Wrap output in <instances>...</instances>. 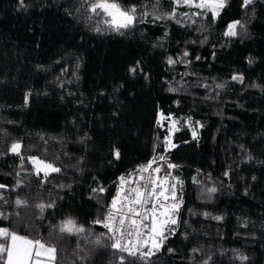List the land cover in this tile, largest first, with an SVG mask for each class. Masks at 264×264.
Returning a JSON list of instances; mask_svg holds the SVG:
<instances>
[{
	"label": "trees",
	"instance_id": "obj_1",
	"mask_svg": "<svg viewBox=\"0 0 264 264\" xmlns=\"http://www.w3.org/2000/svg\"><path fill=\"white\" fill-rule=\"evenodd\" d=\"M120 2L150 15L122 33H97L81 0H24L25 8L0 0V227L56 246L58 264H120L121 256L124 264H264V0L247 8L229 0L215 20L156 21L153 5L166 14L171 0ZM236 20L246 28L225 37ZM172 120L177 147L165 153ZM15 142L20 155L9 151ZM161 154L157 175L182 182L180 208L174 232L143 261L111 249L93 221L121 175ZM30 156L61 171L35 174ZM99 187L106 191L92 192ZM18 197L28 205L18 208ZM69 217L83 234L59 232Z\"/></svg>",
	"mask_w": 264,
	"mask_h": 264
},
{
	"label": "snow or ice",
	"instance_id": "obj_2",
	"mask_svg": "<svg viewBox=\"0 0 264 264\" xmlns=\"http://www.w3.org/2000/svg\"><path fill=\"white\" fill-rule=\"evenodd\" d=\"M229 0H171L174 5L172 11L162 15H155L156 6L153 5V20L160 19H175L177 15L183 16L185 19H190L193 16H201L211 14L215 20L227 7ZM159 3V0H156ZM254 0H243L242 8H247L252 5ZM181 6L195 8L197 11L192 13L183 12L178 13L177 9ZM19 7L25 8L24 0H19ZM81 7L87 13L88 20H96L97 26L95 32L101 33L103 30L122 33V30L131 28L138 20H143L150 15L149 12H138L135 5L126 7L122 5L120 0H81ZM77 11H80L78 8ZM179 23V21H177ZM246 25L240 20L233 21L227 25V30L224 32L225 37H237L241 34L238 29H245ZM167 35V33L165 34ZM203 43V41H201ZM185 51L183 56H187ZM199 59V57H197ZM177 61L171 57L168 58L169 64H174ZM252 63V59L248 61ZM139 68V62L136 66L129 69L130 73H135ZM232 80H239L243 82V77L234 75ZM217 87H224V85H217ZM169 91H176L170 88ZM28 103V94L25 95V105ZM165 119L162 113L158 114L157 123ZM171 119V117H167ZM179 122L172 120L169 135L164 137V152L167 153L171 149L176 148L177 145L172 142L171 134L179 131L177 124ZM191 126V121H186ZM199 123V122H197ZM193 139L197 138L195 130L192 131ZM22 145L20 143H13L9 151L13 154L20 155ZM155 151V146H154ZM113 155L116 159L120 158L118 149L114 150ZM23 157L21 162L23 163ZM34 166L36 173H43L45 177L49 173H58L60 168L53 163L41 160L36 156L27 158ZM166 155L161 154L158 157L153 156L145 165H139L133 172L126 176L121 175L117 184V192L113 196L110 205L108 206L106 214L102 218L93 221L94 224L102 225L107 231L101 233V236L108 238L111 249L128 253L131 257H138L143 261H150L157 252L160 251L165 241L168 239V234L174 232L172 226L177 224L174 218L178 213L180 204L177 202L180 198L177 197V184L182 183L178 179L171 177V172L166 176L160 177V167H154L157 161H165ZM168 169L177 167L171 163L167 165ZM147 174V175H145ZM227 176L228 173L226 172ZM175 182H170V178ZM17 181V186H19ZM6 187L0 185V188ZM106 189L104 187L92 189L93 193H103ZM209 192H215L216 188L208 189ZM2 199V197H0ZM15 204L18 208L26 207L28 201L26 199L17 198ZM53 205L37 204L36 207L41 211L45 207H52ZM19 215V213H17ZM4 213L0 212V217ZM7 218V217H4ZM219 220L221 217H215ZM60 233L67 234H83L85 228L79 225L74 218H66L61 221L59 225ZM166 232L168 234H166ZM97 245L102 243L100 237L95 240ZM171 252L172 249H169ZM58 249L56 246L46 243L41 239H32L26 235H20L13 229L0 227V264H58L57 261ZM246 260L247 257H240ZM125 258L120 257V264H124ZM131 264V262H130ZM207 264V262H206Z\"/></svg>",
	"mask_w": 264,
	"mask_h": 264
},
{
	"label": "rangeland",
	"instance_id": "obj_3",
	"mask_svg": "<svg viewBox=\"0 0 264 264\" xmlns=\"http://www.w3.org/2000/svg\"><path fill=\"white\" fill-rule=\"evenodd\" d=\"M15 143H19V142H15ZM158 161H159V160H158ZM158 161H157V163H158ZM32 165H33V164H32ZM156 166H157V164H156ZM156 166H154V167H156ZM33 170H34V173L37 174L34 165H33ZM134 173H135V172H134ZM39 174H43V173L41 172V173H39ZM156 175H157V174H156Z\"/></svg>",
	"mask_w": 264,
	"mask_h": 264
},
{
	"label": "built area",
	"instance_id": "obj_4",
	"mask_svg": "<svg viewBox=\"0 0 264 264\" xmlns=\"http://www.w3.org/2000/svg\"><path fill=\"white\" fill-rule=\"evenodd\" d=\"M154 166H156V165H154ZM135 175H136V174L133 173V178H135ZM145 175H147V174H145ZM154 175H156V174H154ZM124 254L128 255V253H126V252H125Z\"/></svg>",
	"mask_w": 264,
	"mask_h": 264
}]
</instances>
